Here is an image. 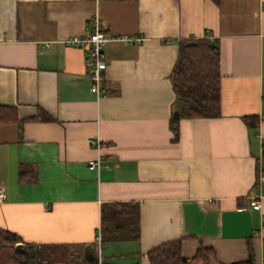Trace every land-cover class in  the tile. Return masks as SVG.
<instances>
[{"label": "crops", "instance_id": "obj_1", "mask_svg": "<svg viewBox=\"0 0 264 264\" xmlns=\"http://www.w3.org/2000/svg\"><path fill=\"white\" fill-rule=\"evenodd\" d=\"M93 16L145 38L106 44L101 97L86 51L65 41ZM192 37L219 43L222 113L182 118L174 140L170 75ZM0 116V228L95 256L102 205L134 202L140 238L102 244L107 263L151 264L150 249L183 239L188 258L212 248L210 264L248 261L251 240L264 264V196L250 204L264 174V0H0ZM22 164L34 181H19Z\"/></svg>", "mask_w": 264, "mask_h": 264}, {"label": "trees", "instance_id": "obj_2", "mask_svg": "<svg viewBox=\"0 0 264 264\" xmlns=\"http://www.w3.org/2000/svg\"><path fill=\"white\" fill-rule=\"evenodd\" d=\"M218 1V0H215ZM178 58L170 75L177 100V109L170 120L174 140L179 139L182 118H215L221 116V55L218 41L207 37L179 40ZM35 117L33 119H38ZM3 117L0 116V120ZM249 127L257 128L256 116H246ZM36 173L29 165H21L19 181H34ZM102 244L113 240H138L140 238V206L134 202L105 203L101 208ZM250 258L237 264H253L254 250L248 241ZM60 249L64 256H48L47 251ZM151 264H210L215 252L200 246L194 257L183 253V239L172 240L147 252ZM0 264H99L98 259L87 261L78 251L66 246H39L25 242L23 237L0 228ZM103 264L107 263L103 258Z\"/></svg>", "mask_w": 264, "mask_h": 264}, {"label": "built area", "instance_id": "obj_3", "mask_svg": "<svg viewBox=\"0 0 264 264\" xmlns=\"http://www.w3.org/2000/svg\"><path fill=\"white\" fill-rule=\"evenodd\" d=\"M145 38L141 35H118L105 31L102 27L100 18L93 16L90 19L88 32L84 35H75L67 38L65 41L69 45L79 46L86 51L89 79L91 82V91L98 97L107 94V88L104 85V71L108 67L104 47L108 42L119 41L125 44H141ZM93 146L99 147V142L92 140ZM100 159L90 162V167H99ZM264 196V174L261 176L259 187L250 200V204L255 209L261 208V199ZM6 199V193L0 189V201ZM98 261L103 264L102 255V236L97 238Z\"/></svg>", "mask_w": 264, "mask_h": 264}, {"label": "rangeland", "instance_id": "obj_4", "mask_svg": "<svg viewBox=\"0 0 264 264\" xmlns=\"http://www.w3.org/2000/svg\"><path fill=\"white\" fill-rule=\"evenodd\" d=\"M46 253L48 256L54 258H56L57 256H64L66 254L64 250H60V249H54V250L49 249Z\"/></svg>", "mask_w": 264, "mask_h": 264}, {"label": "water", "instance_id": "obj_5", "mask_svg": "<svg viewBox=\"0 0 264 264\" xmlns=\"http://www.w3.org/2000/svg\"><path fill=\"white\" fill-rule=\"evenodd\" d=\"M91 250L93 249L91 248ZM94 250L97 251V246H95ZM84 259L90 262L95 261L96 259H98V253L96 252L95 256L92 253H89L86 256H84Z\"/></svg>", "mask_w": 264, "mask_h": 264}]
</instances>
